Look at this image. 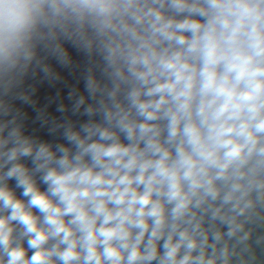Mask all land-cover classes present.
Returning <instances> with one entry per match:
<instances>
[{
    "label": "clouds",
    "instance_id": "9594fccd",
    "mask_svg": "<svg viewBox=\"0 0 264 264\" xmlns=\"http://www.w3.org/2000/svg\"><path fill=\"white\" fill-rule=\"evenodd\" d=\"M0 264H264V0H0Z\"/></svg>",
    "mask_w": 264,
    "mask_h": 264
},
{
    "label": "water",
    "instance_id": "95a60500",
    "mask_svg": "<svg viewBox=\"0 0 264 264\" xmlns=\"http://www.w3.org/2000/svg\"><path fill=\"white\" fill-rule=\"evenodd\" d=\"M70 51H72V54H73L74 58H76V59H80V57H77V56H76V53L74 52V50H71V49H70ZM53 63H54V62H53ZM57 70H58V71H62V74L65 76V78H66V80L68 81V83H69L70 86H76V87H78L79 90L83 93V91H84V84H83V81H81V82L77 85V84H76V80H75L72 76H69L67 72H65V71H63V70H60V69H57ZM57 87L61 89V96H62V98H63L64 103H65L66 105L69 104V101L67 100V93H68V90H69V89L63 87V85H57ZM55 92H56V89H54V88H48L47 85H44V86L40 87V90H39V92H38V94H37V95H38V98H39V103H40L41 105H43V104L45 103V99H44V97H45V96H48V95H55ZM84 94L86 95V93H84ZM17 104L19 105V102H17ZM55 107H56L55 104H53V105L50 107L49 111H50L51 113H53L54 115H56V116H60L61 114H60V113H57V112L55 111ZM24 110H25L26 112H28L29 117H30V119H29L28 122H27V132H26V134H35V135H38V136L41 137L42 139L48 140L49 142H60V143H66L65 141H63V140L60 139L59 137H52V136H50V135L47 133L46 129H40L38 123H37V124H32L31 121H32V119H34V117H35V113L31 110V108H28L27 106L24 107ZM69 115H70V113H69ZM72 119H73L74 121L84 122V121L87 120V117H79V116H76V117H72ZM34 129L36 130L35 132H33ZM26 163H27V165H28L29 167H31V163H30V161H26ZM9 185H10V187H15V180H11V181H9ZM40 187H41V190H44L46 186L43 185V184H41ZM20 192H21L20 189H16V194H17L18 197L20 196Z\"/></svg>",
    "mask_w": 264,
    "mask_h": 264
}]
</instances>
